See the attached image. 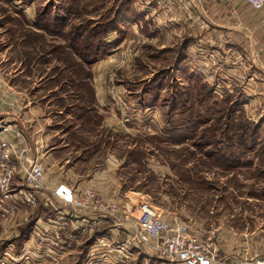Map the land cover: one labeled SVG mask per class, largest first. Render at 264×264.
<instances>
[{"label": "rangeland", "instance_id": "rangeland-1", "mask_svg": "<svg viewBox=\"0 0 264 264\" xmlns=\"http://www.w3.org/2000/svg\"><path fill=\"white\" fill-rule=\"evenodd\" d=\"M0 48L8 84L49 118L48 151L63 153L71 131L86 141L68 148L66 168L49 164L50 180L80 195L113 156L115 203L137 217L151 203L216 248L218 264L264 259V9L246 0H0ZM87 147L92 160L76 162ZM20 179L17 170L13 192L26 188ZM47 192L45 177L34 207L0 193V264H47L33 225ZM51 193L46 204L66 210ZM15 199L24 214L13 212ZM91 238L66 264H99L104 244L119 254L114 239ZM140 252L127 264L150 260Z\"/></svg>", "mask_w": 264, "mask_h": 264}, {"label": "crops", "instance_id": "crops-1", "mask_svg": "<svg viewBox=\"0 0 264 264\" xmlns=\"http://www.w3.org/2000/svg\"><path fill=\"white\" fill-rule=\"evenodd\" d=\"M7 62L8 61H6L5 59H0V118L3 119L8 125H10L13 130L17 132L19 131V133L21 132L22 136L19 137V139L15 140V144L19 147H25V139L28 142V146L32 148V152L30 151V155L33 157L39 155L35 151V149L36 147H38L37 145L39 140L42 138L44 139L46 149L45 151L42 150L40 154L47 169L46 178L49 189V192H47V194L50 195L51 192V194H53L55 189L61 183H63V181L57 180L56 182L55 180H50L48 173V170H50L49 164L58 162V159H60V162L62 161L63 164V161L65 160V163L63 165L60 164L61 166L59 167V169L66 168L67 165L70 164L69 159H67V156H70L68 148L75 145L76 141V147L80 146V144L83 142L86 143V141L83 138L80 139L76 137L75 139L73 131H71V134H68L69 138H67L69 143L64 145L61 149H65L66 152L63 151V153H59V149L56 148L48 151L49 137L46 134L45 130L49 126L47 121L49 120V118H44L45 112L41 107H39L40 105L37 106L36 103H33V101L30 100V97L28 98L25 93L23 94L21 92L14 91L8 84L9 82L7 81V78L2 71V66ZM97 82L98 81L96 79V83ZM95 91L97 104L99 106L100 101L104 99V94L101 91H98L97 86L95 87ZM11 139L12 141H14L13 137H11ZM79 140L83 142H79ZM83 151L85 153L81 154V156L76 157L75 161L85 162L86 160V162L89 163L94 155L90 156L91 154L89 153V147H87L86 150ZM71 158L73 159V156ZM103 163L106 167L96 170L91 176L90 174H87L86 179H84L82 181V184H80V186L78 187L80 189L93 187L98 191L99 195L103 199V202L110 206L111 203L117 202L115 200L117 198L111 197L119 196L121 192V190L117 187L118 182H116L118 180V175L117 173H115V170L117 169L118 165L115 157L113 156L109 157V159H104ZM47 194H43L41 196L39 204V207L42 208V206H44L45 208H47L43 209L44 211H46V213L44 215L42 213L34 215L36 216L35 219H37V221L33 223V225H36V227L40 228L42 233L41 235H39V241H37L36 237H34V239L32 238V240L40 243V247L47 255V264L53 263V259L55 258L57 253L61 254V256L59 257V264L69 263V261H72L75 258L74 249H77L80 246V243L82 244L91 236V240L94 241V244L97 241L99 242L101 240L107 241L108 238L114 239V242L118 244L124 242L126 237L129 234L133 233L135 230V218L137 217L136 211L128 209L122 201L120 202V204L124 207L122 206L123 209L121 211V215L122 213L123 216L129 215L130 220L123 223L122 226L118 227L114 224L115 219L114 217L110 216L108 210L94 213L89 209L80 210L71 205L64 206L66 207V210L64 211L56 210L54 205L51 204L50 206V204H46V201L49 199ZM16 201L18 202L14 205L19 207L16 208L13 212H17L16 214L20 213L19 215L24 214V211H26V207L22 205L19 200ZM44 202L47 206L45 204H42ZM52 208L54 209L52 210ZM13 209L14 207L11 208V210ZM54 212H56V214H54ZM106 231L109 235L106 234ZM100 235L104 236L100 237ZM136 250L137 249H133L131 253L132 255L129 256H126L124 254H116L115 258V256L112 257L106 247H104V251H101V253H99V255H102L104 260H102V262H100L99 264H109L112 261H114L113 264H116L115 262L117 260H121V262L118 264H127L129 259L135 258V256L137 255V253H135ZM102 257L100 256V258ZM152 260L153 259L145 260V264H153L154 261Z\"/></svg>", "mask_w": 264, "mask_h": 264}, {"label": "built area", "instance_id": "built-area-1", "mask_svg": "<svg viewBox=\"0 0 264 264\" xmlns=\"http://www.w3.org/2000/svg\"><path fill=\"white\" fill-rule=\"evenodd\" d=\"M246 2L254 10L264 9V0ZM12 132L11 126L0 118V193L8 198L21 196L24 203L34 207L39 202V193L45 187L46 167L40 154L43 145L41 143L37 145L36 152L39 155L33 157L29 154V147H19L10 141ZM18 135L21 137L20 133ZM13 160L18 162V167ZM17 170L26 188L21 187L17 192H13ZM53 196L61 203L78 209H89L94 213L108 210L117 226H122L130 220L129 215L122 217L123 207L119 203L105 206L92 188H87L79 195L74 187L61 183ZM106 245L104 244V247ZM133 249L140 250V254H144L147 259H160L175 264H218L214 253L216 248L196 238L188 225L165 220L158 209L146 201L139 207L134 232L129 234L124 242L118 243L114 251L119 254L121 251H125L123 254H130ZM109 253L112 254L113 250ZM255 264H264V259L256 260Z\"/></svg>", "mask_w": 264, "mask_h": 264}]
</instances>
